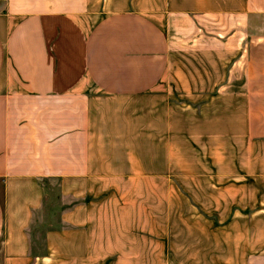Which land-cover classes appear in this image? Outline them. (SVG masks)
<instances>
[{"label": "crops", "instance_id": "crops-1", "mask_svg": "<svg viewBox=\"0 0 264 264\" xmlns=\"http://www.w3.org/2000/svg\"><path fill=\"white\" fill-rule=\"evenodd\" d=\"M207 174L264 190V0H0V264H264V196L174 241Z\"/></svg>", "mask_w": 264, "mask_h": 264}, {"label": "rangeland", "instance_id": "rangeland-1", "mask_svg": "<svg viewBox=\"0 0 264 264\" xmlns=\"http://www.w3.org/2000/svg\"><path fill=\"white\" fill-rule=\"evenodd\" d=\"M178 96V95H177ZM181 96H178V98ZM255 180V179H254ZM248 178H238L231 175L223 177L217 175H177L172 181L174 198L172 197V224L174 241L180 244L182 237L189 231L190 221L198 216L201 219L215 224H222L228 220L234 210L242 209L248 211L259 207L260 199L264 196L262 184L251 181L256 188L249 195ZM49 203H56L57 190L55 182L48 183ZM49 208H52L51 205ZM33 243L36 246L42 245L40 225L33 224Z\"/></svg>", "mask_w": 264, "mask_h": 264}]
</instances>
